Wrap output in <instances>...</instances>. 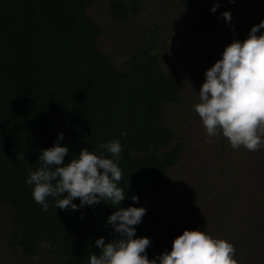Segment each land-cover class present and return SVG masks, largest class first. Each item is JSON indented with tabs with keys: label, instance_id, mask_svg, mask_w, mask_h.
Instances as JSON below:
<instances>
[{
	"label": "trees",
	"instance_id": "obj_1",
	"mask_svg": "<svg viewBox=\"0 0 264 264\" xmlns=\"http://www.w3.org/2000/svg\"><path fill=\"white\" fill-rule=\"evenodd\" d=\"M95 1L0 0V206L10 212V243L26 258L36 259L44 248L57 264H87L88 254L99 252L97 238H118L105 223L115 209L103 201L61 210L49 196L43 211L33 200L25 180L39 167L40 150L52 146L60 132V143L70 149L65 160L81 148L103 151L108 140H120L119 186L126 190L120 206L146 208L134 227L136 237L150 238L149 259L170 250L180 234L177 224L162 225L159 212L148 207L179 156V143L163 151L173 133L161 123L164 106L179 103L177 81L164 73L151 47L130 56L118 71L99 50L100 29L87 15ZM182 2L189 7L193 0ZM141 3L113 0L108 13L121 22L138 14ZM214 13L219 20L220 7Z\"/></svg>",
	"mask_w": 264,
	"mask_h": 264
},
{
	"label": "rangeland",
	"instance_id": "obj_2",
	"mask_svg": "<svg viewBox=\"0 0 264 264\" xmlns=\"http://www.w3.org/2000/svg\"><path fill=\"white\" fill-rule=\"evenodd\" d=\"M111 1L87 7L100 29L99 50L123 71L130 56L151 47L164 73L178 84L179 103L164 106L161 123L173 133L163 151L179 143V156L149 209L159 212L162 225L177 224L180 234L198 229L231 242L237 264H264V145L252 152L232 149L220 135L205 140L192 107L199 102L196 92L205 70L224 47L246 37L247 22L264 20V0H193L189 7L183 0H142L141 11L121 22L108 13ZM213 1L220 14L231 12L229 23L221 15L215 20L209 11ZM9 218L8 207L0 206V264H57L44 248L35 259L13 246L6 230Z\"/></svg>",
	"mask_w": 264,
	"mask_h": 264
},
{
	"label": "clouds",
	"instance_id": "obj_3",
	"mask_svg": "<svg viewBox=\"0 0 264 264\" xmlns=\"http://www.w3.org/2000/svg\"><path fill=\"white\" fill-rule=\"evenodd\" d=\"M218 7L219 3H214L209 11ZM220 15L226 24L230 22V11ZM196 93L199 102L192 107L204 128L205 140L220 135L232 149L243 147L252 152L264 145V20L253 25L245 39L224 47L220 58L205 70ZM63 139L60 132L52 146L40 150L39 167L29 171L25 183L32 186V198L43 211L49 208V196L61 210L74 211L102 201L115 209L105 223L118 238L107 242L104 237L97 238L94 244L99 252L89 253L87 264H237L231 242L198 229H184L172 240L170 250L149 259L146 248L150 238L136 237L134 227L146 208L120 206L126 198V190L119 186L123 175L118 164L120 140H108L100 146L103 151L81 148L65 160L70 149L60 143ZM74 198H79V204L73 203ZM129 199L139 202L137 195Z\"/></svg>",
	"mask_w": 264,
	"mask_h": 264
}]
</instances>
